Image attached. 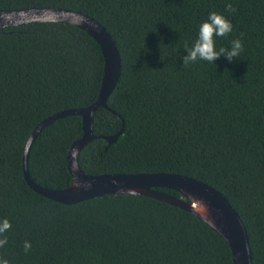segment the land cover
Here are the masks:
<instances>
[{"label":"trees","instance_id":"16d2710c","mask_svg":"<svg viewBox=\"0 0 264 264\" xmlns=\"http://www.w3.org/2000/svg\"><path fill=\"white\" fill-rule=\"evenodd\" d=\"M231 3L234 13L226 11ZM62 7L97 19L119 50V81L109 108L93 114L95 138L78 162L90 175L173 172L219 190L241 217L252 264H264V0H0V9ZM233 24L216 49L243 51L229 62L198 60L191 47L210 12ZM104 72L99 44L63 22L0 31V221L12 228L0 258L10 264H233L224 239L190 212L136 194H105L63 204L24 179L23 148L45 118L90 105ZM80 115L45 126L28 153L31 179L50 189L72 184L71 143ZM164 192L180 196L172 189ZM3 236H0L2 239ZM32 248L24 251V242Z\"/></svg>","mask_w":264,"mask_h":264},{"label":"water","instance_id":"95a60500","mask_svg":"<svg viewBox=\"0 0 264 264\" xmlns=\"http://www.w3.org/2000/svg\"><path fill=\"white\" fill-rule=\"evenodd\" d=\"M33 22H63L85 30L99 44L104 57V72L97 98L88 106L67 109L42 120L30 133L23 148L22 171L27 184L35 192L63 204H75L105 194H136L153 197L176 205L209 225L230 247L233 264H252V253L245 225L228 199L213 186L180 173L157 171L136 173H85L78 162L83 147L95 138L113 143L122 128L112 135L93 133V114L109 108L107 99L116 87L120 72L119 50L107 29L93 16L80 10L62 7H28L0 9V31ZM80 115L83 134L74 140L67 152V168L73 182L61 189L45 188L35 183L28 172L30 146L38 133L56 119L66 115ZM161 188L177 191L180 196L164 192Z\"/></svg>","mask_w":264,"mask_h":264},{"label":"clouds","instance_id":"9594fccd","mask_svg":"<svg viewBox=\"0 0 264 264\" xmlns=\"http://www.w3.org/2000/svg\"><path fill=\"white\" fill-rule=\"evenodd\" d=\"M226 11L234 13L236 9L231 3L226 5ZM233 31V24L225 18L224 15L219 14L215 11L210 12L206 21L201 23L199 26L198 37L194 44L189 47L185 42V49L187 55L183 57V65L195 63L198 60L207 61L214 63L221 56H224L229 62L234 58H238L243 51V44L240 39L231 41L232 47L230 50L221 47L219 51L216 49V38L227 37ZM12 228V225L8 219L0 221V248L4 247L8 238L4 235L7 231ZM24 251L27 253L31 250L32 245L29 241L24 242ZM0 264H10L7 259L0 258Z\"/></svg>","mask_w":264,"mask_h":264}]
</instances>
